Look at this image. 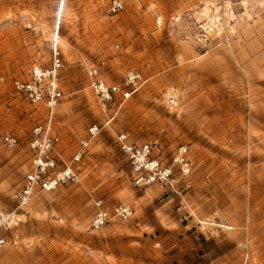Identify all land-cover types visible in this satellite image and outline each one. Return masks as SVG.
Returning <instances> with one entry per match:
<instances>
[{"label":"rangeland","instance_id":"1","mask_svg":"<svg viewBox=\"0 0 264 264\" xmlns=\"http://www.w3.org/2000/svg\"><path fill=\"white\" fill-rule=\"evenodd\" d=\"M0 0V264H264V0ZM63 66L54 128L59 169L80 182L19 199L45 109L14 80ZM146 83L104 125L87 70ZM149 143L171 167L167 185L139 187L117 144ZM2 136L14 139L12 146ZM187 149L190 172L173 158ZM134 215L100 230L101 210Z\"/></svg>","mask_w":264,"mask_h":264},{"label":"built area","instance_id":"2","mask_svg":"<svg viewBox=\"0 0 264 264\" xmlns=\"http://www.w3.org/2000/svg\"><path fill=\"white\" fill-rule=\"evenodd\" d=\"M124 9L122 0H115L111 11L116 13ZM63 66L61 53L56 46L53 50L50 66L46 69L35 68L28 81L14 80L15 90L31 103L45 109L44 121L36 125L32 131L29 147L33 153V166L27 176L25 186L19 195L22 203H26L37 191L52 192L64 184L80 182V175L71 165L65 164L59 169L63 161L61 155V138L55 132V112L63 98L59 86V72ZM89 87L95 97L100 111L105 115L104 125H92L88 129V137L81 141V149L74 157L79 161L82 154L88 149L103 126L110 123L121 112L126 102L139 92L146 81L138 71L126 73L121 83L107 81L103 74L95 67L87 70ZM1 138L10 146L15 142L9 136ZM118 147L127 157L134 182L139 187L150 185H167L170 183L173 170L154 156V148L149 143L137 144L132 142L128 135L121 133L116 137ZM187 149L183 148L173 158L174 164L180 166L183 175L190 172V163L186 157ZM134 215L129 206L117 205L112 210L101 209L93 218L91 228L100 230L112 221H127ZM4 241L0 239V249Z\"/></svg>","mask_w":264,"mask_h":264}]
</instances>
